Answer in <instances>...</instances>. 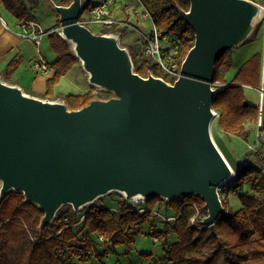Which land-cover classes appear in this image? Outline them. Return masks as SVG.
<instances>
[{"label": "water", "instance_id": "water-1", "mask_svg": "<svg viewBox=\"0 0 264 264\" xmlns=\"http://www.w3.org/2000/svg\"><path fill=\"white\" fill-rule=\"evenodd\" d=\"M189 1V9L176 7L195 42L173 83L137 72L120 32L83 24V0L54 4L55 30L72 44L88 82L110 96L70 108L62 95L29 93L0 74V196L22 192L44 212L40 231L65 205L78 211L119 192L125 199L199 196L207 209L202 223L217 234L220 188L234 171L212 135L216 63L255 35L264 5Z\"/></svg>", "mask_w": 264, "mask_h": 264}, {"label": "trees", "instance_id": "trees-1", "mask_svg": "<svg viewBox=\"0 0 264 264\" xmlns=\"http://www.w3.org/2000/svg\"><path fill=\"white\" fill-rule=\"evenodd\" d=\"M2 1L17 18L35 19L25 0ZM96 1L85 0L84 10ZM142 1L160 28L174 33L181 40L183 56H186L194 45L195 31L180 16L176 4L189 9L190 1ZM71 2L63 0L62 4L69 5ZM114 30L123 33L126 29L113 27L103 32ZM48 37L56 55V59L49 62L54 74L47 82V94L53 96L55 85L80 60L73 52L72 44L59 31L49 32ZM132 57L134 59L133 53ZM18 65V57H14L7 65L4 75L7 81L11 82ZM262 65L263 52H258L239 68L232 80H227L226 74L232 67V48L226 50L216 63L214 84L220 90L215 95L213 107L220 112L219 125L226 133L238 135L246 141L251 134L246 123L257 121L260 109L248 100L244 86L262 87ZM135 70L143 76L149 72L157 75L161 73L146 59ZM94 96L92 90L85 96H68L66 101L70 108H79ZM233 187L239 192L242 207L230 212L227 200H223L225 211L217 219V234L208 227L197 229L191 223V218L196 214L192 203L197 202L205 209L204 200L195 195L172 201L161 196L147 199L149 206H156L157 209L162 207L159 203L164 202L165 215L177 216L173 221L158 219L152 212L138 213L130 209L122 198L117 208L98 206L85 211L83 220L81 217L84 213L78 216L75 213L84 208L78 211L72 209V213L59 210L54 222L40 231L44 212L35 204L24 202L22 192L10 190L0 196V264H78L92 256L101 261V257L115 246L133 244L145 224L149 225L154 236L162 240L165 258L173 264H264L263 169L251 163L244 164ZM204 213L207 215V209ZM66 215L68 220H65ZM157 219L163 222L162 228L158 230L154 227ZM78 224H82L88 236H79L80 229L76 228ZM171 234L176 235L173 242L169 240ZM102 235L106 238L104 241H100ZM98 244L104 249L94 252Z\"/></svg>", "mask_w": 264, "mask_h": 264}, {"label": "rangeland", "instance_id": "rangeland-1", "mask_svg": "<svg viewBox=\"0 0 264 264\" xmlns=\"http://www.w3.org/2000/svg\"><path fill=\"white\" fill-rule=\"evenodd\" d=\"M255 1L259 2L260 4L261 3L264 4V0H255ZM84 2L85 0H83V3ZM119 8L120 7L117 6V9ZM0 12L2 13V15H4V17L9 22L10 25L13 24V22L9 20V17H11V15L7 11L1 10ZM54 12L56 11L51 9L50 7H44V8L42 7L39 10H36L35 14L38 15V18L43 23L44 27L49 28L55 23V15H53ZM120 16L124 18L127 17L126 14H121ZM142 25L145 26L146 29H149L151 22L150 20L147 19L142 22ZM89 27L94 31H100L104 29V25L99 24V23H92L89 25ZM46 28H45V31H46ZM259 36L264 37V22L259 25L257 32L250 40L247 41L248 43H246V45H243L242 47H239V48L237 47L232 48L233 59L235 62H234V65H232V67L230 68V70L231 69L234 70L236 65L238 64L240 68V66H242L247 61V59H250L249 58L251 56L250 54L252 53L254 48L258 46V43H255L256 42L255 40H258ZM139 40H140V34H139V31L135 28H129V29L124 30L122 34V38L120 39V43L122 45L130 47L133 53V56H134L133 61H134L135 67L140 66L141 63L145 60V58L141 54ZM37 49H39L38 51H42V54L46 55V57H48L50 61H53L54 50L51 46L48 35H45L41 38L39 45L35 43V49H31L32 53L36 54ZM249 50H251V53L249 55L247 54V56L245 57L244 53L248 52ZM259 52H262V50H259ZM263 65H264V54H263ZM239 68L236 71H238ZM230 70L228 72H230ZM248 90L252 92V89H248ZM110 95L111 94L100 90L99 96L108 97ZM260 103H261V100L259 99L258 107L259 105L263 104V101L261 104ZM262 107L264 108V105ZM216 111H217V116H216V119L213 125L212 135L217 145L219 146L220 150L225 154L228 162L230 163L234 171V174L223 184V187L220 189V193H221L222 200L226 199L228 202V210L230 212H233L238 209L237 207H239L240 205L242 206V203L239 197V192L236 191L235 188L233 187V185L235 184L236 177L241 169L240 166L244 162L241 156H239V152H237V150L240 148V146H237L238 145L237 139L240 136L235 135V134H228L220 127L219 125L220 112L218 110ZM259 117L260 116H258L257 121H251L253 123H256L254 124L255 126L253 129H257L256 125H257V122H259ZM246 126H247V123H246ZM229 135H233L237 139H232L229 137ZM248 141L250 143L260 142L259 138H256L254 135H250L248 137ZM244 146L246 147L245 154L248 157L249 155H252V154H254L255 156L263 157L262 156L263 153L261 151L259 152L260 149L257 145L251 147V145L246 144ZM262 169L264 173V168ZM0 187H1V181H0ZM246 188L249 189V187H246ZM122 196L123 194L119 192H112L104 197H101L94 204L88 207H84L83 210L78 211L75 214L76 216H78L79 213L81 215L85 211H91L94 207H98V206L117 208L119 202L122 201V198H123ZM159 204H161L162 207H159L158 209L162 211V213L165 214L166 212V208L164 206L165 203L160 202ZM72 209L73 207L71 205H65L61 208L60 211L62 212L67 211V212L72 213ZM156 223L157 224L154 226L155 229L157 230L161 229L163 226V222L158 221L157 219ZM76 228L78 230L80 229V232H79L80 237L88 236V232L87 230L83 229L82 224H78ZM97 234L98 233H93L92 235H97ZM153 234L154 233L153 231L150 230L149 225L145 224L142 228V232L137 236L133 244L131 245L119 244L115 246L114 248L110 250V252L107 253V255H104L101 257L102 262L100 261V259L92 256L91 259L87 261H83V262L81 261L78 264H173L171 261L165 258V249L162 246V240H159L156 242ZM175 236H176L175 234H171L169 237V240L173 242L176 238ZM103 249L104 247L101 244H98L94 252L102 251ZM76 260L78 262L77 258Z\"/></svg>", "mask_w": 264, "mask_h": 264}, {"label": "built area", "instance_id": "built-area-1", "mask_svg": "<svg viewBox=\"0 0 264 264\" xmlns=\"http://www.w3.org/2000/svg\"><path fill=\"white\" fill-rule=\"evenodd\" d=\"M117 6L120 8L117 9ZM121 14H126L127 17H121ZM123 16V15H122ZM81 22L89 27L92 23H99L104 25L103 32L106 28L119 27L123 29L135 28L140 34V49L142 56L148 60L149 64L156 67L161 72L156 76L165 78L167 81L173 83L181 75V66L184 60L183 47L181 40L172 32L160 28L151 15L150 11L142 0H97L89 9L83 11L81 15ZM150 20L151 25L146 29L142 25L145 20ZM23 36L33 40L36 44H40L41 38L48 35L49 31L39 29L38 24L33 20H19ZM120 32V39L122 38L121 30H114L112 32ZM33 67L37 73L44 75H51L53 68L49 65L46 58L39 54L34 60ZM216 86V85H215ZM93 95L98 96L100 93L99 87L94 86ZM217 113V111H216ZM263 110L260 109L259 125L264 126L262 119ZM223 185L221 186V188ZM220 188V189H221ZM125 199L124 195L122 196ZM130 209L138 212H152L158 219L173 221L177 216H166L157 207H150L147 199L144 197H135L132 199H125ZM196 209V214L191 218V223L197 228H207L202 223V219L206 214L205 209H202L197 202L192 203ZM183 205H186L184 203ZM86 214L81 217L84 219ZM68 220V216H65ZM104 236H100V241H104Z\"/></svg>", "mask_w": 264, "mask_h": 264}, {"label": "crops", "instance_id": "crops-1", "mask_svg": "<svg viewBox=\"0 0 264 264\" xmlns=\"http://www.w3.org/2000/svg\"><path fill=\"white\" fill-rule=\"evenodd\" d=\"M25 1L29 12L35 17L33 21H35L38 24L39 29L45 30L46 27H44L43 23L38 18V15L35 14V11L39 10L42 7L43 8L50 7L51 9L55 10L56 12H54L53 14L55 15V23L51 27L46 28V31L50 32L52 30L57 29L59 25V13L55 9L54 4L55 3L62 4L63 0H57V1L56 0H25ZM1 10L7 11L11 15V17H9V20L13 22V24L10 25L9 22L4 17V15H2V13L0 12V74L1 75H5L6 67L12 61V59L14 57H18L19 65L18 68L12 74L11 82L20 84L29 93L50 97V98H53L58 95H62L67 99L68 96H85L90 92H92L93 89H95L94 86L88 82L86 78V74L83 71L79 62L76 65H74V67L70 69L68 73L64 75L55 85L53 89L54 95L53 96L48 95L47 82L48 79H50L54 74V71L51 75H44L37 73L33 67V63L39 54L43 55L48 63L53 62L56 59L55 53H54L53 61H50V59L46 57V55L42 54V51H38L39 49H37L36 54L32 53L31 49H35V43L33 40L23 36L22 34L23 30L19 25V20H24V19L17 18L11 11L7 9V7L4 5L2 0H0V11ZM255 41H256L255 43H258V46L254 48L252 53L251 50L245 52L244 53L245 57L247 56V54L249 55L251 53L250 54L251 56L249 57L251 58L255 53L259 52V50H262L264 54V37L259 36V39ZM246 43L243 45H246ZM234 62L235 61L233 59V54H232V65H234ZM238 68H239V64L236 65L234 70L231 69L230 72H227L226 74L227 80H232L234 78V76L237 73L236 70ZM263 83H264V65H262V87L254 88L251 85H246L244 87L246 89L247 98L250 102L258 106V100L260 99L261 103L263 101V104L260 103L261 105H259V109L263 110L261 120L264 123V108L262 107L264 105ZM248 89H252V92H250ZM259 121H260V117H259ZM254 124L256 123L250 121L249 123H247V128L250 129L251 132L250 135H254L256 138H259L260 142L250 143L249 141H246L241 137H238L237 139L235 138V136L229 135L230 138L237 139V144H238L237 146H240L237 152H239V156H241L242 160L244 161L240 167H242L244 164L251 163L260 168H264V126H260L259 122H257L256 125L257 129H253L255 126ZM246 144L251 145V147L257 145L260 149L259 152L261 151L263 153L262 154L263 157L255 156L254 154L249 155L248 157L245 154L246 147L244 145ZM241 207L242 206L240 205L237 208L240 209ZM154 237L156 242L159 241L158 237L156 236ZM162 246L164 248L163 242H162Z\"/></svg>", "mask_w": 264, "mask_h": 264}, {"label": "bare ground", "instance_id": "bare-ground-1", "mask_svg": "<svg viewBox=\"0 0 264 264\" xmlns=\"http://www.w3.org/2000/svg\"><path fill=\"white\" fill-rule=\"evenodd\" d=\"M216 116H217V113H216ZM216 116H215V118H214V120H213V122H212V129H213V125H214V122H215Z\"/></svg>", "mask_w": 264, "mask_h": 264}]
</instances>
